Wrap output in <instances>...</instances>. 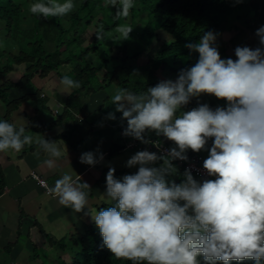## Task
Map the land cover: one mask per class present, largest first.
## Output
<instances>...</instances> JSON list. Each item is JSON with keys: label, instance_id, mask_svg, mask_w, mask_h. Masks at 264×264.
Returning a JSON list of instances; mask_svg holds the SVG:
<instances>
[{"label": "clouds", "instance_id": "9594fccd", "mask_svg": "<svg viewBox=\"0 0 264 264\" xmlns=\"http://www.w3.org/2000/svg\"><path fill=\"white\" fill-rule=\"evenodd\" d=\"M106 5L116 8L119 19L129 16L134 2L106 0ZM74 8L73 0H47L31 4L29 11L47 19L66 16ZM131 31L130 25L115 29L120 40L128 39ZM96 36L102 39V31ZM256 36L262 47L237 46L233 60L221 58L217 34L205 32L198 42L185 45L199 57L193 66L181 69L177 79L161 80L139 93L121 88L112 96L115 112L127 122L125 136L148 144L145 133L152 131L175 144L163 155L136 152L126 162V167L138 166L135 174L117 179L115 168H109L105 195L113 204L91 217L103 246L116 259L132 264H229L251 259L264 264V26ZM60 84L68 94L81 87L68 75ZM202 94L224 100L227 106L213 109L203 103L182 110ZM108 119L115 120V113ZM210 138L203 168L215 179L197 181L189 169L180 183L167 178L176 172L172 161L187 160L189 149L200 152ZM32 143L25 127L0 120V152H20ZM37 143L49 156L44 165L56 168L62 147L43 137ZM103 158L89 151L81 154L80 162L95 166ZM158 161L162 163L154 166ZM89 189L79 175L65 173L46 191L61 206L81 213Z\"/></svg>", "mask_w": 264, "mask_h": 264}, {"label": "trees", "instance_id": "16d2710c", "mask_svg": "<svg viewBox=\"0 0 264 264\" xmlns=\"http://www.w3.org/2000/svg\"><path fill=\"white\" fill-rule=\"evenodd\" d=\"M74 1L78 2V6L70 16L71 26L66 28L65 22L59 17L45 19L29 11L31 4L47 3V0H0V32L2 35L0 37V77L14 71V66H25L24 73L16 82L6 80L0 85V100L6 106L3 120L11 123L10 112L22 101L33 97V94H26L10 100L8 94L11 88L27 86L32 78L46 77L62 65L70 64L69 77L81 84L78 91L94 92L113 83L120 88L139 93L148 87L155 86L162 79L173 78L172 80H175L177 77L173 74L176 75L181 69L193 66V59L187 55L190 51L185 47L187 43H196L205 32L212 31L217 34L216 46L222 49L223 44L219 32L240 30L236 22L234 23L240 19V12L247 21L243 29L245 33H251L249 29H252V23L255 20L251 0H133L134 7L130 9L131 22L141 14L145 15L146 21L138 24L139 33H133L136 37L131 55L126 52L128 48H132L129 41L134 27L130 25L132 31L128 39H123L122 47L116 44V48L121 49V52L118 55H110L108 58L103 57L99 63L92 65L86 60L88 55L96 54L101 44L113 41L108 38V34L115 32L116 27L124 24L126 18H116V8L103 5V0ZM101 10L104 11V17L96 19L90 40L85 43L83 32ZM83 11H86L84 23L81 20ZM28 23L30 26L27 25ZM80 26L81 31L85 29L83 32L75 31L70 38H64L71 27L75 29ZM159 30L170 36V41L159 42L146 56L144 64L136 67L127 64L130 59L139 57L143 47L145 48L138 44L147 46L152 41L158 40ZM101 31L103 38L98 40L96 35ZM45 45L47 47L54 45L53 51L47 50ZM118 58H120V63L111 71L107 70L106 65ZM184 58L185 60L182 61ZM74 97L76 98L73 94L71 98ZM214 99L213 103L215 102L217 106L220 104L227 106L226 101L216 97ZM202 100L206 101V99ZM191 101H196V98H192ZM126 126L125 120L122 128L125 129ZM26 132L27 128H25V135ZM207 144L210 145L208 147L210 149L212 142ZM2 190L3 175L0 171V194ZM112 204L113 202L109 200L98 206V211ZM44 237L49 245L56 246L57 252L53 260L48 261L44 260V256L32 253L33 259L42 260L41 264H132L131 261L116 259L103 246L102 236L94 222L90 223L80 235L72 236L74 238L68 240L56 239L48 234ZM12 246L0 248V264H3L6 259H3L6 256L5 253L9 255ZM217 264H222V262L217 261ZM229 264H255V262L245 259L230 261Z\"/></svg>", "mask_w": 264, "mask_h": 264}, {"label": "crops", "instance_id": "0c3cea01", "mask_svg": "<svg viewBox=\"0 0 264 264\" xmlns=\"http://www.w3.org/2000/svg\"><path fill=\"white\" fill-rule=\"evenodd\" d=\"M262 18L264 17L260 20ZM257 21L255 18L253 23ZM254 29L257 31L258 28ZM17 66H14V71L0 77V85L6 80L16 82L22 76L25 68L21 72L22 69ZM61 68L63 70H54L46 77L32 78L27 86L9 90V93L16 89L22 92L10 98L8 94L10 100L33 94L32 98L22 101L9 114L10 122L17 128H27L26 135L33 137V143L25 145L20 152L11 149L0 152V171L4 176L0 194V248L13 245L9 252V262L21 264L19 260L24 259L23 255H27L28 260L30 252L37 248L36 240L45 239V234L67 240L80 235L93 222L91 215L98 212V206L110 200L105 195L106 174L110 167L115 168L116 178L138 171V166L126 167L127 160L136 151L122 149L120 145L119 133L124 131L122 127L125 120H121L122 113L115 112L111 98L121 88L110 83L94 92L73 89L71 94H68L63 92L60 80L65 75L69 76L71 66L68 64ZM73 94L76 98H71ZM207 101L212 103L210 98L202 94L182 110H191ZM217 107L225 106L220 104ZM5 110L6 106L0 100V120L4 117ZM109 113H115L116 119H108ZM42 137L48 141H56L62 147L63 156L57 160V167L54 169H48L43 163L49 156L37 143ZM145 137H156L162 141L161 137L171 148L175 147L172 141L163 135L157 136L155 132H146ZM211 142L213 143V138L208 140V143ZM209 146L207 144L205 149L198 153L189 149L186 155L196 154L204 161L209 155ZM89 151L96 153L97 158L102 153L103 160L95 166L82 164L81 154ZM160 163L162 161H158L154 166L158 167ZM172 163L176 172L167 178L180 183L184 180V170L176 167L173 161ZM32 172L44 180L47 187L54 186L55 181L65 173L73 178L79 175L82 182L90 185L87 190L88 204L84 212L75 213L61 206L57 199L47 194L46 188L40 186L31 176ZM87 212L90 215H86ZM39 261L33 260L31 264H38Z\"/></svg>", "mask_w": 264, "mask_h": 264}, {"label": "rangeland", "instance_id": "374dc122", "mask_svg": "<svg viewBox=\"0 0 264 264\" xmlns=\"http://www.w3.org/2000/svg\"><path fill=\"white\" fill-rule=\"evenodd\" d=\"M59 2L63 3L64 0H60ZM74 4H75V8L74 10L69 13L68 15L66 16H63V17H59L60 20L64 21L65 22V25H66V28H69L71 26V22H70V16L73 14V12L76 10L77 8V3L76 1H74ZM251 4H252V11H253V14H254V17L258 20L257 22L255 23H252V29H249L251 31L248 32V33H245L244 32V27L246 26L247 24V21L246 19L244 18L242 12H240V19L238 21H234V23L236 22L237 26H239L240 30H233V31H225V30H221L219 32V36L221 38V42L223 44L222 46V49H219L218 48V51L221 55V58H232L233 60L236 59L235 57V48L237 46H248L250 48H256V47H259L260 44H259V38L254 35L256 34V29L254 28H260L261 27V24L264 25V18H262V20H260L261 17H264V0H251ZM103 5H106V0H103ZM99 10V9H98ZM97 10V11H98ZM96 11V13H97ZM95 13V14H96ZM85 14H86V11H83L81 13V17H82V22L84 23L85 22ZM130 15L131 13L129 14V16L125 19V23L122 24V25H131L133 26V31H132V34L130 36V44L132 45V48H128L127 49V54H130L132 53L133 51V47H134V43H135V37H136V34H133V33H139L140 31V26L138 25L140 22H143V21H146V17L145 15H139L137 18H135L133 20V22H131V18H130ZM27 18H29V15L26 14ZM242 16V17H241ZM100 18V17H104V11H100L98 14L95 15V18L94 20L91 22V25L89 27H87V29L83 32L81 31L82 30V27H76L75 29L74 28H70V31L66 34V36L64 37L65 39L67 38H70L72 35H73V32H78V33H81L83 32V37H84V40H85V43L90 40V36L94 30V25L96 24V19L97 18ZM260 24V25H259ZM28 26H30V23L27 24ZM251 28V26H250ZM160 33H158V40H154L151 42L150 45H141V44H138L140 46H145V49L143 47V51L141 52L140 56L137 57V58H132L130 59L127 64L131 65V66H137V65H141V64H144L145 63V60H146V56H148V54L150 53V51H152L158 44L159 42L161 41H170V36H168L167 34L163 33L164 31L162 30H159ZM252 34V35H251ZM1 32H0V37H1ZM108 38L109 39H113V41L111 42H108L107 44L103 43L99 46V51L96 53V54H89L88 57H87V61L90 62L92 65H95L97 63H99L103 57H109L110 55H118L120 52H121V49H118L116 48V44H120V47H122V42H123V39L120 40V37H119V34L116 33V32H110L108 34ZM46 49L49 50V51H53L54 49V45H50L47 47V45H45ZM10 50L12 48H9ZM111 50V53H109V51ZM187 55H189L192 59H193V65L196 63V61L198 60V57H199V54L196 53V52H192V51H189L187 53ZM184 59H182V61H184ZM120 63V58L118 59H114L113 61L109 62L106 66H107V70H112L114 67H116V65H118ZM182 65H183V62H182ZM24 65H20V66H17L18 69H22L21 72H23L24 68L23 67ZM64 66V65H62ZM58 67L57 70L58 71H61L63 70L61 67ZM68 68V67H66ZM65 68V69H66ZM174 77H178V74H173ZM173 79V78H171ZM164 80V79H162ZM19 93H22L19 89H16V90H13L11 93H9V98L10 97H14L15 95H18ZM204 95V94H203ZM208 98H210V101L212 100V103H208V102H205L206 104H208L209 106H211L213 109H215L217 106H215V104L213 103V100L214 99V96L212 95H207L205 94ZM203 104V103H202ZM226 107V106H225ZM3 120V118H2ZM162 141H164V138H161ZM3 175V174H2ZM4 177V176H3ZM51 236V235H50ZM41 239V238H40ZM64 240H67L66 238H64ZM38 241V243L35 244V246H37L36 250L34 251H31L30 254H29V257H28V260H26V256L27 255H23L22 258L24 259H20V263L21 264H31V262L33 260H40V259H33L34 257L32 256V253H35V254H38V256H44V260H53V256L56 254L57 252V248L56 246H51L49 245L47 242H46V239L42 238L41 241L40 240H36ZM41 244V245H40ZM40 245V246H39ZM11 248V247H10ZM6 256V259L4 260L3 264H18V263H14V261H10L9 262V259H10V256L7 255L8 253H5ZM33 254V255H35ZM11 260H12V257H11ZM42 261V260H41ZM41 261L38 262V264H41ZM48 264V263H46Z\"/></svg>", "mask_w": 264, "mask_h": 264}, {"label": "built area", "instance_id": "2783aa9c", "mask_svg": "<svg viewBox=\"0 0 264 264\" xmlns=\"http://www.w3.org/2000/svg\"><path fill=\"white\" fill-rule=\"evenodd\" d=\"M123 132L124 131H121L119 134L120 145L123 149L135 150L136 152L147 150L150 152H155L158 155H163L166 154L167 150L171 148L169 144L159 140L156 137H145L146 139L151 141V143L145 144L132 137L125 136ZM187 157V160L177 159L173 162L179 169H182L184 171L185 169L191 170L192 175L197 179H200L202 181L205 179H215V177L208 176L206 170L203 168V161L198 155L190 154ZM31 176L36 179L40 186L47 188L46 182L42 180L36 173L32 172Z\"/></svg>", "mask_w": 264, "mask_h": 264}]
</instances>
